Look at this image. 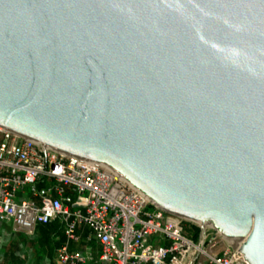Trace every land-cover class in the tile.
I'll use <instances>...</instances> for the list:
<instances>
[{"label":"water","instance_id":"obj_1","mask_svg":"<svg viewBox=\"0 0 264 264\" xmlns=\"http://www.w3.org/2000/svg\"><path fill=\"white\" fill-rule=\"evenodd\" d=\"M0 128L264 264V0H0Z\"/></svg>","mask_w":264,"mask_h":264},{"label":"built area","instance_id":"obj_2","mask_svg":"<svg viewBox=\"0 0 264 264\" xmlns=\"http://www.w3.org/2000/svg\"><path fill=\"white\" fill-rule=\"evenodd\" d=\"M53 221L65 238L54 264H247L228 246L216 251L210 228L198 225L194 238L190 221L168 214L104 166L0 128V222L32 236Z\"/></svg>","mask_w":264,"mask_h":264},{"label":"crops","instance_id":"obj_3","mask_svg":"<svg viewBox=\"0 0 264 264\" xmlns=\"http://www.w3.org/2000/svg\"><path fill=\"white\" fill-rule=\"evenodd\" d=\"M11 224L6 222H0V264H12L13 260L12 257H16V260L13 264H26L24 258L22 257V251L31 252L32 260L30 262L32 264H50V261L45 256H41L37 261L35 260V249L34 247L28 242L19 239V234L24 236L25 240L34 239L37 234V230L34 235L27 236L23 233H16L12 231ZM88 230L82 228L80 232V236L83 239L87 234ZM9 235V237H8ZM6 237L8 239L6 240ZM13 247V252H10L9 246ZM74 245V244H73ZM79 246H74L73 249L78 248ZM12 253V254H11ZM54 255L53 254V264H54Z\"/></svg>","mask_w":264,"mask_h":264},{"label":"trees","instance_id":"obj_4","mask_svg":"<svg viewBox=\"0 0 264 264\" xmlns=\"http://www.w3.org/2000/svg\"><path fill=\"white\" fill-rule=\"evenodd\" d=\"M193 229L192 231L194 238H196L199 227L192 225ZM38 229V230H37ZM37 234L34 239H28L25 240L24 236L20 235L19 232H16L19 234V239L23 241H28L33 247L35 251V260L37 261L41 256H45L49 259L50 264H53V254L55 252V249L58 248L63 242H64V235L62 228L59 223L56 221L49 222L46 224H41L37 228ZM75 245L70 244L69 248L73 249ZM81 247V245H78ZM10 252H13L12 245L9 246ZM12 254V253H11ZM12 264L16 260V257H12Z\"/></svg>","mask_w":264,"mask_h":264},{"label":"rangeland","instance_id":"obj_5","mask_svg":"<svg viewBox=\"0 0 264 264\" xmlns=\"http://www.w3.org/2000/svg\"><path fill=\"white\" fill-rule=\"evenodd\" d=\"M192 225H195V226H198L199 224H196V223H193V222H190L189 223V226H191L190 228H192L193 229V227H192ZM207 228V227H206ZM192 229H191V231H192ZM13 231V230H12ZM192 234L194 233L193 231L191 232ZM8 237H9V235H8ZM8 237H6V240L8 239ZM10 238V237H9ZM216 242H217V244H216V251H219V250H221V249H223V248H225L227 245L217 236V238H216ZM21 255H22V257L24 258V260H25V263L26 264H32L31 262H30V260H32V255H31V252L29 251V252H27V251H22V253H21Z\"/></svg>","mask_w":264,"mask_h":264}]
</instances>
